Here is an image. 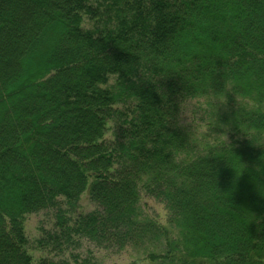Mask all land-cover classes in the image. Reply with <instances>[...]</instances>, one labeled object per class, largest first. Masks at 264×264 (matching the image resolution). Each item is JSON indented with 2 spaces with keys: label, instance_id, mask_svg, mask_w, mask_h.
Listing matches in <instances>:
<instances>
[{
  "label": "trees",
  "instance_id": "16d2710c",
  "mask_svg": "<svg viewBox=\"0 0 264 264\" xmlns=\"http://www.w3.org/2000/svg\"><path fill=\"white\" fill-rule=\"evenodd\" d=\"M225 79L257 108L236 114L233 148L214 136L197 155L158 88L172 108ZM242 130L264 141V0H0V264H96L35 263L25 222L48 209L38 243L55 249L264 264V148ZM86 190L96 208L76 214Z\"/></svg>",
  "mask_w": 264,
  "mask_h": 264
},
{
  "label": "clouds",
  "instance_id": "9594fccd",
  "mask_svg": "<svg viewBox=\"0 0 264 264\" xmlns=\"http://www.w3.org/2000/svg\"><path fill=\"white\" fill-rule=\"evenodd\" d=\"M158 90L164 97L169 120L174 121L176 127L186 130L189 140L195 143L196 154L200 156L207 155L208 149L215 143L214 136H218L226 144L232 145L228 132L234 125L233 120L236 114L238 112H253L257 108L251 95L242 92L238 83L231 79L223 80L222 87L209 83L203 91L197 90L193 93L185 90L172 108H167L169 103L167 93L163 89L158 88ZM233 108L235 109L233 118L228 121L222 120V110L231 112ZM216 128L223 130L216 131ZM209 131L212 132V136L205 140V133ZM242 131L254 145L264 148V141L254 138L247 131Z\"/></svg>",
  "mask_w": 264,
  "mask_h": 264
},
{
  "label": "rangeland",
  "instance_id": "374dc122",
  "mask_svg": "<svg viewBox=\"0 0 264 264\" xmlns=\"http://www.w3.org/2000/svg\"><path fill=\"white\" fill-rule=\"evenodd\" d=\"M113 81L112 78L111 82ZM111 136L112 133L109 132L108 137ZM143 205L148 214L156 216L161 222H165L166 210L164 209L163 203L152 197L143 195ZM95 208L96 204L91 200L90 195L86 190L81 196L76 214L87 213ZM54 223V209L32 213L26 218L25 228L29 239L28 249L34 258L35 263H38L41 258H53L56 260L69 259L74 263L75 260L73 254L77 255L78 262H82L84 258H95L93 261L96 264H131L136 258L134 252L131 250H124L120 253H115L114 250L99 249L92 242L84 239L81 241L79 247L71 246L70 249L64 250L55 249L54 244L40 245L38 241L43 235L41 228H53Z\"/></svg>",
  "mask_w": 264,
  "mask_h": 264
}]
</instances>
